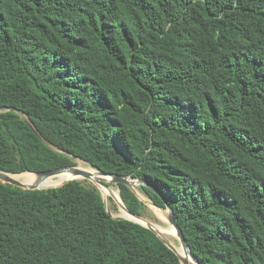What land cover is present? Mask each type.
<instances>
[{"label":"trees","instance_id":"16d2710c","mask_svg":"<svg viewBox=\"0 0 264 264\" xmlns=\"http://www.w3.org/2000/svg\"><path fill=\"white\" fill-rule=\"evenodd\" d=\"M74 159L148 180L201 263L264 264V0H0V171ZM84 183L0 182V264H180Z\"/></svg>","mask_w":264,"mask_h":264},{"label":"water","instance_id":"95a60500","mask_svg":"<svg viewBox=\"0 0 264 264\" xmlns=\"http://www.w3.org/2000/svg\"><path fill=\"white\" fill-rule=\"evenodd\" d=\"M92 169L94 170V172L92 173H88V172L86 173L80 170L77 166L57 168V169L46 170V171H41V172H24V173L33 174L34 176H36V181L33 184H29V185H23L20 182L12 180V178L10 177L11 175H19V174H9V173L0 171V182H2L3 184H9L11 186L20 188L22 190H47V189H52V188H58L71 181H77V180L74 178H71L67 181L62 182L61 184L57 186L48 187V188H39L37 184L45 181L46 179L56 177L60 174L61 175L65 174V175H69L72 177L84 178L87 181H89L91 186H93L99 192L106 212L113 219L131 221L133 223H136L152 231L159 238V240L177 256L180 264H203L192 254L190 247L188 246L186 239L184 238L182 230L179 228L177 224V220L174 215L173 209L169 206L165 198L158 192L156 188H154V186L148 180L133 178L131 176L122 177V176H118L114 174H105L104 172L100 170H97L94 168ZM24 173H21V174H24ZM118 184H123L127 186L135 194L138 200L142 202L145 206H148L149 204L144 199H142L141 196L136 191L138 187L140 186L146 187L154 191L155 193L159 194L164 203L163 208L157 207L150 200L149 201L152 206H155L160 211L164 212V218L162 217L160 218L159 216H157L159 219H161L164 226L162 227L160 225H157L144 217L138 216L130 212L126 208L124 203L122 202L120 195L119 197H116L113 194L112 195L109 194L107 196V199L114 202V204L117 206L119 210L122 209L126 217H117V216L111 215L106 205V200L103 198L102 191L99 188V186L104 187V188H109V185L118 186ZM118 194H119V189H118ZM164 229H167V230L169 229L173 231L175 240L178 243L177 246L180 250V253L177 252L176 247L174 246L173 242L166 235L167 231H165Z\"/></svg>","mask_w":264,"mask_h":264},{"label":"bare ground","instance_id":"6f19581e","mask_svg":"<svg viewBox=\"0 0 264 264\" xmlns=\"http://www.w3.org/2000/svg\"><path fill=\"white\" fill-rule=\"evenodd\" d=\"M76 166L80 170H82V171H84L86 173L87 172L88 173L94 172V170L89 165L85 164L84 162H82L80 160H76ZM10 177L12 178V180L20 182L23 185L33 184L36 181V176H34L33 174H28V173L19 174V175H11ZM71 178H74V179H76L79 182L87 181L86 179L81 178V177H72V176H69V175H65V174L61 175L60 174V175H58L56 177L49 178V179H46L45 181H43L41 183H38L37 186L38 187H42V185H44V184H50V185H48V187H53V186H57V185L61 184L64 181H67V180H69ZM87 182L89 183V181H87ZM99 188L101 189L102 196L106 200L108 206H109V199H107V196L109 194L110 195L113 194L116 197H119V194H118V191H117L116 187H112L111 185H109V188H104V187H101V186H99ZM141 198L144 199L149 204L148 206L151 208V210L155 213L156 216H159L160 218L161 217L164 218V212L160 211L155 206H152L150 201L147 200L144 196L141 195ZM118 211H119L118 213L114 212V216L126 217L122 209H120ZM164 230L167 231V234H166L167 237L170 238V240L173 242L174 246L176 247L177 252L180 253V250H179L178 246L174 242L175 237H174L173 231H171L169 229L168 230L164 229Z\"/></svg>","mask_w":264,"mask_h":264},{"label":"rangeland","instance_id":"374dc122","mask_svg":"<svg viewBox=\"0 0 264 264\" xmlns=\"http://www.w3.org/2000/svg\"><path fill=\"white\" fill-rule=\"evenodd\" d=\"M21 118H24L25 119V116H22L21 115ZM76 160H78V159H74V164H75V166H76ZM82 182H85L84 183V185H90L91 186V184L90 183H88L87 181H82ZM112 187H116V189H117V191H118V188H117V186H115V185H111ZM136 191L138 192V194L141 196H144L138 189H136ZM145 197V196H144ZM146 198V197H145ZM147 199V198H146ZM148 200V199H147ZM106 205H107V202H106ZM145 206V205H144ZM107 207H108V210H109V212L111 213V215H113L114 216V212L115 213H118L119 211V209L117 208V206L114 204V202H112L111 200H109V206L107 205ZM145 214H146V216H144V218H146V219H148V220H150V221H152L153 223H155V224H157V225H160V226H164V224H163V222L161 221V219H159L156 215H155V213L151 210V208L149 207V206H145ZM174 242H175V244L176 245H178V243H177V241L176 240H174Z\"/></svg>","mask_w":264,"mask_h":264}]
</instances>
